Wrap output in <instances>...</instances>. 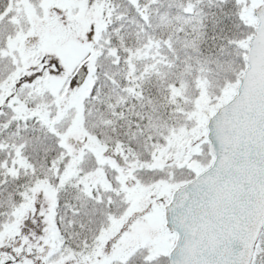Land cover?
<instances>
[{"label":"snow or ice","instance_id":"obj_1","mask_svg":"<svg viewBox=\"0 0 264 264\" xmlns=\"http://www.w3.org/2000/svg\"><path fill=\"white\" fill-rule=\"evenodd\" d=\"M0 264H264V0H0Z\"/></svg>","mask_w":264,"mask_h":264}]
</instances>
